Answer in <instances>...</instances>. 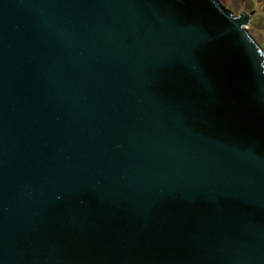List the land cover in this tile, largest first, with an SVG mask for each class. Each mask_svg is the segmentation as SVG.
Segmentation results:
<instances>
[{
  "label": "water",
  "instance_id": "1",
  "mask_svg": "<svg viewBox=\"0 0 264 264\" xmlns=\"http://www.w3.org/2000/svg\"><path fill=\"white\" fill-rule=\"evenodd\" d=\"M221 0H0V264H264V53Z\"/></svg>",
  "mask_w": 264,
  "mask_h": 264
},
{
  "label": "rangeland",
  "instance_id": "2",
  "mask_svg": "<svg viewBox=\"0 0 264 264\" xmlns=\"http://www.w3.org/2000/svg\"><path fill=\"white\" fill-rule=\"evenodd\" d=\"M223 4L233 10L236 16L247 14L250 17L246 25L260 44L264 53V0H221Z\"/></svg>",
  "mask_w": 264,
  "mask_h": 264
}]
</instances>
